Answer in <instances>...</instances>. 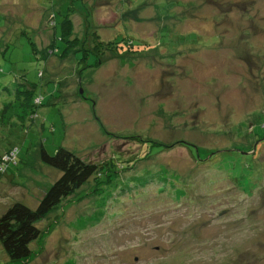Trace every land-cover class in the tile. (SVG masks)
I'll use <instances>...</instances> for the list:
<instances>
[{
    "label": "rangeland",
    "instance_id": "rangeland-1",
    "mask_svg": "<svg viewBox=\"0 0 264 264\" xmlns=\"http://www.w3.org/2000/svg\"><path fill=\"white\" fill-rule=\"evenodd\" d=\"M54 2L0 0V216L59 177L40 148L137 163L93 175L26 262L0 244V264H264V0H62L87 34L68 58ZM93 35L148 49L96 53ZM137 137L165 148L137 161Z\"/></svg>",
    "mask_w": 264,
    "mask_h": 264
},
{
    "label": "trees",
    "instance_id": "trees-1",
    "mask_svg": "<svg viewBox=\"0 0 264 264\" xmlns=\"http://www.w3.org/2000/svg\"><path fill=\"white\" fill-rule=\"evenodd\" d=\"M61 1L62 0H56V2L52 3V6L50 7L54 12L51 19H55L57 15L61 16L59 23L60 37L61 40L66 43L61 56L68 58L71 54L79 51H82L84 56H88V49L85 48L87 34L82 37H78L74 34V28L70 20V15L74 9L69 8V11H65V14H63V11L59 8V6L61 7L63 4ZM57 3H60L58 8H53ZM86 18L88 17L86 16ZM85 21L89 25V20L86 19ZM52 24L53 27L57 25V23ZM93 36L96 44L93 46L92 50L96 53H99L102 50H111V52L115 51L118 53V56H120L124 53H141L148 49L147 47L141 45L139 49H134L132 43L130 41H126L124 38H122L123 42H116L115 40L114 49H112L111 45H102L99 41H96L95 35ZM51 46V50L45 49L44 52L40 50L42 55H56L55 53L58 51L55 50L54 43ZM52 49L54 51H52ZM97 64L98 62H96L95 66ZM30 88L31 87H29L28 90H30ZM23 105L25 104L23 103ZM132 140L136 143L135 147L140 148L137 149L138 154L134 156L137 161L150 158L151 156L150 153H147L148 149H143L144 144L150 143V148L159 147L158 153L165 148L160 143L151 140H142L139 137L132 138ZM141 144H143V146ZM175 144L176 147L185 146L191 148L190 144L183 141H178ZM262 146H264V144ZM214 154L216 153H210L209 155L213 157ZM39 156L40 161L44 165L59 172V177L51 184L48 190L43 193L37 202V205L33 209L18 202L10 206L0 216V244L7 257L13 262H26L28 260L32 253L31 243L37 241L41 235V231L37 226L38 222L48 218L51 213L58 209L64 200L72 196L74 192L84 185L93 175H96V187H98L100 184L108 183L109 179L107 172L112 175L117 174L118 176L122 173L132 171L134 165L137 163L136 161L130 163L129 159H125L124 155H122L120 158L123 162L126 161V165L121 162L116 163V169L112 172V168L107 165L109 163L108 161L106 164L103 163L99 165V162H93L92 159H90V161L83 160L62 147H58L52 155L48 154L45 149L40 148ZM103 168L105 169V178H103V175L100 173L104 171ZM117 169L119 171H117ZM96 187L93 189L94 192L95 189L98 190Z\"/></svg>",
    "mask_w": 264,
    "mask_h": 264
},
{
    "label": "crops",
    "instance_id": "crops-1",
    "mask_svg": "<svg viewBox=\"0 0 264 264\" xmlns=\"http://www.w3.org/2000/svg\"><path fill=\"white\" fill-rule=\"evenodd\" d=\"M58 6H59V4L57 3L55 9L58 8ZM61 6H62V5H61ZM53 8H54V7H53ZM59 8L61 9L60 6H59ZM50 12H53V11L50 9ZM53 36H54V34H53Z\"/></svg>",
    "mask_w": 264,
    "mask_h": 264
},
{
    "label": "bare ground",
    "instance_id": "bare-ground-1",
    "mask_svg": "<svg viewBox=\"0 0 264 264\" xmlns=\"http://www.w3.org/2000/svg\"><path fill=\"white\" fill-rule=\"evenodd\" d=\"M203 49V48H202Z\"/></svg>",
    "mask_w": 264,
    "mask_h": 264
}]
</instances>
